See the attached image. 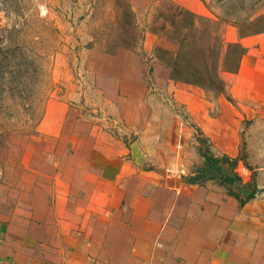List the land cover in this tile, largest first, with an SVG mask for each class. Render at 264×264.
I'll return each instance as SVG.
<instances>
[{
    "label": "crops",
    "instance_id": "0c3cea01",
    "mask_svg": "<svg viewBox=\"0 0 264 264\" xmlns=\"http://www.w3.org/2000/svg\"><path fill=\"white\" fill-rule=\"evenodd\" d=\"M172 1L207 11L208 0ZM262 19L264 5L252 20ZM236 29L224 40L246 53L236 72H220L224 92L167 81L210 154L237 159L242 183L253 180L254 198L240 204L220 181L195 179L203 157L186 132L167 164L168 135L155 134L167 120L146 116L124 136L53 100L32 135L50 146L24 148L0 171V264H264V27Z\"/></svg>",
    "mask_w": 264,
    "mask_h": 264
},
{
    "label": "rangeland",
    "instance_id": "374dc122",
    "mask_svg": "<svg viewBox=\"0 0 264 264\" xmlns=\"http://www.w3.org/2000/svg\"><path fill=\"white\" fill-rule=\"evenodd\" d=\"M146 1L0 0V171L6 163L18 164L20 150L50 146L36 143L32 135L53 100L70 101L75 117L111 126L124 136L129 133L125 127L136 128L146 116L167 120V126L155 129V134L168 135L161 147L167 164L176 162L178 137L185 132L196 138L199 154L208 148L189 114L174 102L178 85L167 81L169 56L156 50H177L170 21L174 17L186 29L184 17L176 16L178 4L172 0H151L145 6ZM263 5L264 0H208L206 13L196 14L202 17L197 27L205 30L210 25L205 19H211L222 34L227 27L238 28L229 25L231 20L224 24L228 13L237 23L246 21L244 31H255L264 27V19L252 20ZM260 160L256 156L251 162ZM197 167L205 169L204 159ZM217 175L207 172L205 177L219 182Z\"/></svg>",
    "mask_w": 264,
    "mask_h": 264
},
{
    "label": "trees",
    "instance_id": "16d2710c",
    "mask_svg": "<svg viewBox=\"0 0 264 264\" xmlns=\"http://www.w3.org/2000/svg\"><path fill=\"white\" fill-rule=\"evenodd\" d=\"M175 10L176 16L184 17L185 25L182 27L186 28L181 29L180 25L175 23L174 17H171V21L169 20L174 29L170 39L176 43L177 50L173 52L163 48L156 49L161 54L169 56L166 62L169 68L168 78L174 82L196 85L206 90L213 89L217 94L224 92L225 82L220 72L222 70L236 72L242 56L246 53V48L240 43H226L223 34L219 32L220 28H215L218 26V21L205 19L210 22V25H207L205 30H199L197 24L202 21V17L179 5L175 6ZM225 15L226 17L222 19L224 24L231 20L232 22L227 24L240 28L246 22L243 20L237 23L228 13ZM151 31L154 33L153 30ZM200 155L204 159L205 169H202L195 179H206L207 172H214V176L219 175L220 182L226 185L229 194L240 200V204L254 198L256 185L253 180L248 184L242 183V179L234 170L237 159L214 157L208 148L201 150ZM224 164L229 168L225 169Z\"/></svg>",
    "mask_w": 264,
    "mask_h": 264
}]
</instances>
